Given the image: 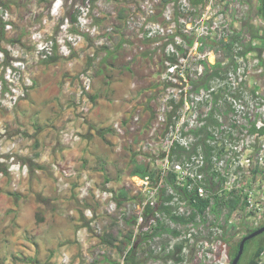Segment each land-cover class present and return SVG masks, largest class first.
Instances as JSON below:
<instances>
[{
  "label": "built area",
  "instance_id": "1",
  "mask_svg": "<svg viewBox=\"0 0 264 264\" xmlns=\"http://www.w3.org/2000/svg\"><path fill=\"white\" fill-rule=\"evenodd\" d=\"M91 3L84 0L81 13L66 24L70 30L39 42L37 53L42 58L54 50L69 55L85 32L97 35L100 49L110 44L108 38L114 28L101 32L98 25L91 24L87 15ZM133 6L122 19L121 45L130 49L137 43L144 50L161 53L159 83L164 95L152 127L158 141L146 144L158 150L153 159L156 177L152 181L148 176H136L144 199L135 217L131 244L141 239L154 246L155 253L161 251L169 262H175L172 264H226L234 231L264 223V133L260 132L264 127L263 83L259 87V78L262 82L264 78V47L260 48L259 40H252L253 48L244 50L250 35L242 21L249 5L245 0H137ZM234 37L239 39L232 42ZM217 62L225 72L212 77L206 86L200 84L198 81ZM14 66L6 67L0 78V107L15 106L32 85L29 80L21 83L22 62ZM91 71L81 74L79 94L85 102L80 107L82 114L89 107L86 101L90 98L85 96L92 84ZM193 82L199 84L194 87ZM113 128L122 132L121 121L116 120ZM67 136L77 138L76 134ZM176 145L187 150L194 146L195 151L174 159L171 149ZM206 147L210 149L207 155ZM7 170L20 176L27 167L12 163ZM170 172L172 183L168 182ZM75 173L72 167L63 168L60 177ZM89 185L85 181L79 188L82 195ZM161 187L171 196L164 202L170 207L168 213L156 210ZM96 196L106 199L109 208H116L111 191ZM188 197L193 201L208 199V205L201 213L195 212ZM233 199L236 206L230 210L227 203ZM216 201H221L217 207ZM146 206L154 209L147 217ZM173 215L187 221L175 222ZM257 264H264V250Z\"/></svg>",
  "mask_w": 264,
  "mask_h": 264
},
{
  "label": "rangeland",
  "instance_id": "2",
  "mask_svg": "<svg viewBox=\"0 0 264 264\" xmlns=\"http://www.w3.org/2000/svg\"><path fill=\"white\" fill-rule=\"evenodd\" d=\"M245 1L249 5L246 19L264 30V18L259 12L262 0ZM83 3L84 0H0V78L6 67L13 68L20 61L24 65L19 69L21 83L29 80L32 85L19 102L33 101L30 97H79V105H76L81 117L92 108L91 102L86 101L88 111L80 112L84 97L79 94L81 74L91 69L92 84L85 97H154L151 104L154 119L142 131L138 125L130 128L121 118L122 132L113 128V124L111 127L116 142L102 138L92 143L91 148L78 144L75 149L73 144L75 146L81 138L79 140L77 135L75 140L68 139L70 132L65 127L63 115L54 111L57 116L53 117L51 127L54 134L56 132V139L60 135L54 144L56 152L51 149L53 160L38 164L34 161L35 156L47 151L40 148V142L36 143L27 132L32 125L36 127L35 117L31 115L25 120L17 116L19 102L11 108L0 107V167L9 168L12 163L27 167V172L20 176L0 169V264H109L108 260L123 263L124 254L100 239L102 235L112 233L117 244L126 233L133 231L138 207L144 199L140 180L130 173L133 161L157 167L153 159L158 150L146 144L158 141L152 127L159 99L164 95L159 83V74L163 70L161 53L144 50L141 61L138 59L123 79L118 78V72L114 70L122 67V72L126 71V66H131L135 59L126 49L114 52V48L122 19L137 0H92L87 14L91 24L98 25L101 32L110 26L114 28L108 38L110 44L102 49L96 44L97 35L85 32L69 55L54 50L52 55L55 54L57 60L46 62L48 57L42 58L37 53L41 40L54 39L65 29H71L66 24L71 16L81 13ZM232 24L240 26L239 22ZM109 51L111 54L101 61V55ZM91 53H94L93 57ZM134 75H137L140 88L126 90L124 86L134 79ZM121 81V91L114 96L115 85ZM146 88L149 92L142 93ZM140 120V117L133 119L136 123ZM68 147L82 154L76 156L75 150L71 156L61 153ZM69 167L76 173L62 180L61 170ZM85 181L90 185L87 193L82 195L79 188ZM120 189L126 192L124 197L118 194ZM105 190L114 194L115 209L109 208L106 199L96 196ZM87 223L88 227L85 226ZM245 232L246 229L238 230L231 244ZM263 241L264 235L252 240L243 250L240 264H249L257 244ZM136 243L139 244L137 255L143 249L152 251L150 255L143 254L147 259L140 264L175 263L169 262L161 251L155 253L154 246L142 243L141 239Z\"/></svg>",
  "mask_w": 264,
  "mask_h": 264
},
{
  "label": "crops",
  "instance_id": "3",
  "mask_svg": "<svg viewBox=\"0 0 264 264\" xmlns=\"http://www.w3.org/2000/svg\"><path fill=\"white\" fill-rule=\"evenodd\" d=\"M126 10L127 9H125V11ZM117 35L119 37L116 40L114 52H121L120 50L126 49V51H129V53L131 54V58L135 57V59H133L132 65L126 66V71L122 72V67H118V69L116 68L117 70L114 69L120 76H118V78L123 79V77L127 76V72L129 71L128 69H132V67L135 66L136 63H138V59L141 61L140 57L141 54H143L144 47L140 48L139 44L132 43L131 48L127 49L121 45L122 36L120 35V33H118ZM109 54H111L110 51L107 52L103 57H101V61L106 60ZM134 76V79L124 86L126 87V90L130 89L131 91H134L140 88L138 87L140 82L137 80V75ZM67 80H70L71 82V78H68ZM122 81L118 82L115 85L116 93L114 94V96L120 93V86ZM72 88L73 86L70 89L72 90ZM144 92H149V89L146 88L142 93ZM89 98L92 108L90 109V111H88L86 116L82 115L81 117H79L77 111L79 105V102L77 101H79V97H30V99H33V101H29L28 99L23 100L17 104V116H19L20 118H24L25 120L31 115L35 117L36 127L32 125L27 130V132L31 134V137L36 140V143L40 142V148L43 147L47 151L43 152L42 154H38V156L36 155L34 161L38 162V164H42L44 162L53 160L54 155L50 151L51 149H54L56 152L54 144L56 141L58 142L60 136L58 135V138L56 139V132L54 134L51 127L53 117L57 116V113H54V111L62 113L66 124L65 127L69 130L70 134L78 135L79 140L81 138V141H77L75 143V146L73 144L72 148L75 147V149L79 147L78 144L81 146L83 145V147L86 148H91L93 147L92 143H95V141H98L102 138L105 140L116 142V136L112 134L111 127L116 120H119L121 118L123 119V122L130 128L133 125H138L140 128L139 130L142 131H144L148 124L154 119L152 118L151 109V104L154 102V97ZM76 103L78 105H76ZM135 117H140L141 120L136 123L133 121ZM72 148H65L61 151V153L66 156H71V153H73V151L75 150ZM76 152V156L78 157L80 156V154H82L81 151L77 150ZM89 164L93 165L92 162H90Z\"/></svg>",
  "mask_w": 264,
  "mask_h": 264
},
{
  "label": "trees",
  "instance_id": "4",
  "mask_svg": "<svg viewBox=\"0 0 264 264\" xmlns=\"http://www.w3.org/2000/svg\"><path fill=\"white\" fill-rule=\"evenodd\" d=\"M192 1L198 2L201 0H192ZM263 9H264V0H262L260 11H259L262 17H263ZM75 18H76L75 16H71L72 21L75 20ZM242 27L246 28V30L248 31V33L250 35V41L244 46L245 51L253 48V46L251 45L252 40H259L260 41V48L264 47V30L260 26L255 25L249 19H246V20L242 21ZM0 34H2V32H0ZM238 39H239V37H234V38H232V42H234V40H238ZM241 52H243V51H239V53H241ZM225 53H226V55H228L229 50L226 49ZM57 58L58 57L55 54H53V55L48 56V58L45 61L46 62L55 61V60H57ZM220 72H222V73L225 72V67L221 66L220 63L217 62L216 65L213 66L212 71L206 72V74L198 82L200 84L203 83L206 86L208 81L212 77L218 76ZM199 83L193 82L194 87L197 86V84H199ZM260 132L264 133V127L261 129ZM193 151H195L194 146L192 147L191 150H187L183 147L176 145L175 147H173L171 149V154L174 155V159H181L182 156H188ZM204 152L207 155L210 153V149L206 147V148H204ZM0 169L3 172H7V168H1L0 167ZM156 172L157 171L155 170V168L151 167L148 163H138L136 161L135 162L133 161V167L130 171L131 175L138 176L139 178H144V177L148 176L152 181H155ZM168 178H169L168 182L172 183L173 174L171 172L169 173ZM165 190H166L165 187L160 188V193H159L160 194V196H159L160 200L156 205V210H158L159 212L168 213L169 212L168 210L170 207L165 205L164 202L170 200L171 196L165 194ZM118 194L120 196L124 197L126 195V192L124 190L120 189ZM188 198H189V202H190L191 206L195 208V212L201 213L205 209V207L208 205V199H197L196 201H193L192 197H188ZM236 202H237V200L233 199L228 203L227 202H224V203L225 204L227 203V206L230 208V210H232L233 208H235ZM220 203H221V201H216L215 206L217 207ZM153 210L154 209L150 208L149 206H146L145 211H144L145 217H147L151 212H153ZM171 218L175 222L187 221L182 216L173 215V216H171ZM263 224L264 223H262L260 226H262ZM85 226L88 227V223ZM257 228L258 227L246 229V232L238 239V241L236 243H232L229 245V262H228V264H231L232 259L236 255L238 245H239L241 238L244 235L254 231ZM235 233H237V231H235ZM131 235H132V231L126 233V235L123 236V240L119 241L117 244H115V242L117 241V238L112 233H106V234L102 235L100 240L103 243H106L112 247H115L119 253L124 254L123 255V263H121V264H140V263L146 261V259H147V255L145 256L143 254L148 253V255H150L152 253V251L150 248L149 249H143L142 253L140 255H137L136 248L138 247L139 244H137V243L131 244ZM263 235H264V232L253 237V238H251V239H249V240H247L245 242V245H244V250L248 247V244L252 240L256 239L257 237L263 236ZM263 250H264V241H263V243H261L259 245L257 244L256 249L253 253V257L250 259V261L248 263L249 264H257L258 260H259V256ZM240 262H241V257H240L238 264H240ZM108 263L109 264H120V262H118L116 260H108Z\"/></svg>",
  "mask_w": 264,
  "mask_h": 264
},
{
  "label": "water",
  "instance_id": "5",
  "mask_svg": "<svg viewBox=\"0 0 264 264\" xmlns=\"http://www.w3.org/2000/svg\"><path fill=\"white\" fill-rule=\"evenodd\" d=\"M263 17H264V9H263ZM264 232V224L260 227H258L257 229H255L254 231L244 235L240 242H239V245H238V249H237V253L236 255L234 256V258L232 259L231 261V264H238L239 260H240V257L243 253V250H244V245H245V242L261 233Z\"/></svg>",
  "mask_w": 264,
  "mask_h": 264
},
{
  "label": "flooded vegetation",
  "instance_id": "6",
  "mask_svg": "<svg viewBox=\"0 0 264 264\" xmlns=\"http://www.w3.org/2000/svg\"><path fill=\"white\" fill-rule=\"evenodd\" d=\"M264 18V17H263ZM249 34V33H248ZM262 80H261V78H259V87L261 88V85H262Z\"/></svg>",
  "mask_w": 264,
  "mask_h": 264
}]
</instances>
